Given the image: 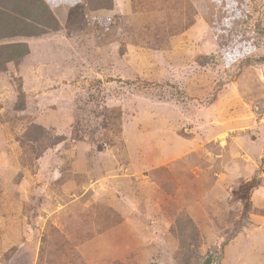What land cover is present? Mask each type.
Here are the masks:
<instances>
[{"label": "rangeland", "instance_id": "obj_1", "mask_svg": "<svg viewBox=\"0 0 264 264\" xmlns=\"http://www.w3.org/2000/svg\"><path fill=\"white\" fill-rule=\"evenodd\" d=\"M44 1L0 38V264H264V0Z\"/></svg>", "mask_w": 264, "mask_h": 264}, {"label": "trees", "instance_id": "obj_2", "mask_svg": "<svg viewBox=\"0 0 264 264\" xmlns=\"http://www.w3.org/2000/svg\"><path fill=\"white\" fill-rule=\"evenodd\" d=\"M19 0L17 10L2 12L0 18V38L31 37L45 33L49 28L57 29L59 23L44 0ZM30 53L26 42H16L0 46V68L4 69L9 62H19ZM41 137V136H39ZM52 145L61 141L55 136ZM35 139H38L35 137Z\"/></svg>", "mask_w": 264, "mask_h": 264}]
</instances>
